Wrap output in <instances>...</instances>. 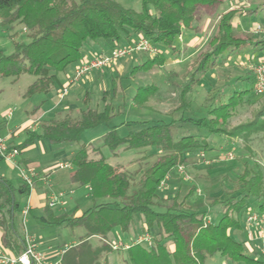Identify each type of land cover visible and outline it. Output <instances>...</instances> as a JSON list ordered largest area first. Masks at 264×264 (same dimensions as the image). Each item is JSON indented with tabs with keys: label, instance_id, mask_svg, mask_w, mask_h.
Here are the masks:
<instances>
[{
	"label": "trees",
	"instance_id": "obj_1",
	"mask_svg": "<svg viewBox=\"0 0 264 264\" xmlns=\"http://www.w3.org/2000/svg\"><path fill=\"white\" fill-rule=\"evenodd\" d=\"M223 2L141 0L142 8L136 11L124 7L117 0H0V27L6 29L14 47V52L9 55L0 52V76L12 78L13 82H17L22 75L33 76L35 80L23 95L24 98H31L35 94L51 92L59 81V75L69 65L81 61L82 50L88 40L111 41L118 46L123 40L122 34L127 38L138 35L149 40L153 46L162 45L174 53L175 42L183 29H195L194 22L203 10L217 15ZM237 14L235 9L219 14L216 31L207 47L188 62L187 80L173 82L180 90L177 111L181 112V116L178 120L126 121L124 124L128 132L121 135L119 126L111 125L121 112L110 103H106L102 110L92 108L87 94L84 99L87 108L78 117L66 115L43 121L39 131L25 128L24 141L10 146L21 154L24 149L43 139L54 146L79 143L85 131L105 125L108 130L103 136V146L114 156L122 148L133 151L154 148L162 153L147 169L137 173L133 180L127 166L111 165L101 148L80 144L72 161L75 172L71 181L90 187L93 206L80 215L73 212L55 216L47 209L44 222L49 227L65 225L71 229L81 227L85 230L79 243L63 252L61 264H109L108 255L113 252L108 240L110 233L117 227L123 234L129 233L137 215L142 221L141 231L144 234L154 231L153 244L150 247L131 244L127 251L129 264H204L208 256L215 254L236 263L264 264V261L246 255L243 244L230 234L231 230L242 228L245 208L250 199L258 202L259 211L264 210V173L260 167L251 168L244 164L239 176L242 192L236 199H227L224 204L217 199L210 202V207L222 203L223 213L218 223L209 221L208 211H195L188 205V200L195 196L196 188L182 201L178 196L162 199L157 193L175 168L187 165L188 151L209 149L206 137L198 139L194 135H187L176 140L174 131L178 123L191 124L210 135L235 137L248 131H264V122H261L264 105L258 109L252 121L231 130L226 128L233 111L249 91L235 92L226 102L214 104L208 109L206 117L186 116L191 109L187 97L193 94L202 77L216 66L221 56L249 48L264 49V40L235 32L234 19ZM18 27L25 31L24 39L20 38ZM164 63L163 54L157 53L136 65L131 76L151 72ZM169 77L173 80L176 75L170 73ZM247 79L255 84L254 76ZM113 87L116 91L115 80ZM158 91L159 87L153 83L140 86L132 102L142 109L151 110L150 103ZM18 191L27 195L30 187L24 184L16 189L10 180L0 174V227L6 230L12 222V214L18 210L15 200ZM47 208H50L49 205ZM19 237L16 229L10 228L3 243L20 255L26 244L25 239L19 242ZM93 238L98 239L97 244L93 243Z\"/></svg>",
	"mask_w": 264,
	"mask_h": 264
},
{
	"label": "rangeland",
	"instance_id": "obj_2",
	"mask_svg": "<svg viewBox=\"0 0 264 264\" xmlns=\"http://www.w3.org/2000/svg\"><path fill=\"white\" fill-rule=\"evenodd\" d=\"M117 1L124 7L136 11H140L142 8L141 0ZM227 5L228 7L229 5H234L239 11H245L242 13L244 18H239L241 17L239 16L234 19L235 32L237 34H247L255 39L264 40V0H232V3ZM251 11L256 12L253 14L250 13ZM220 12L218 11L217 15H210L206 10L200 12L194 22L196 29L192 30V33H189V35H186L187 30L183 29L182 39L178 38L176 40V52L173 53L171 49L165 48L162 45L153 46L158 51L157 53L163 54L165 57V63L160 68H155L151 72H139L135 76H131V71L136 65L156 55L140 50L133 52L130 56L121 58L110 66L84 75L80 80L71 82L69 86L75 82L83 81V83L80 82L82 88L80 89L81 95L83 94L84 96L86 90H91V96L89 95V97L94 107L98 104L100 108L104 109L106 103H110L116 110L120 111L122 114L120 113L111 122V125H118L121 135H126L128 132V128L124 124L126 121L163 120L169 122L171 120H178L181 116V112L177 111L180 105V90L173 82L181 83L187 80L188 62L190 59L196 58L197 53L207 47L208 42L215 33ZM17 30L20 38L24 39L25 31L21 27H18ZM5 32L6 29L0 27V52L9 55L14 52V47L8 34ZM122 37L123 40L118 46L114 42L106 41L108 43L106 47L97 49L94 52H92L93 50L86 51V46L84 45V58L89 59L105 55L115 48L137 47L142 39L141 36L136 35H131V37L127 38L125 34H122ZM89 42L93 41L88 40L86 43ZM262 60H264V49L255 50L249 48L241 52L231 51L221 56L216 66L202 77L200 84L196 87L193 94L187 97L191 109L186 112V116L193 118L206 117L208 109L214 104L226 102L235 92L249 91L250 93L244 97L240 105L233 111V115L229 119L226 128L227 130H231L239 124H246L252 121L258 109L264 105V95L257 94L255 92V84L250 79H247L253 76L248 67L250 65H257ZM77 67V64L67 67L72 79ZM170 73L176 75L173 80L169 77ZM11 80V78L0 77V89H3L0 103L4 106L3 114L0 115V122L8 120L6 115L13 111L11 123L21 124V115L24 112L22 108L25 104L23 94L35 78L30 75H22L15 85L12 84ZM114 80L116 81V91L113 87ZM151 83L159 87L158 93L150 103L151 110L142 109L134 105L132 99L138 87ZM261 122H264V118ZM106 131L107 126L105 125L97 129L85 131L79 143H71L68 146L71 149H78L80 144L94 140L95 145L92 146L104 149L110 163L117 161L122 162V165H126L127 167L130 165L139 167L136 173L133 169L128 170L133 180H135L137 173L147 169L162 154L154 148L147 151L121 149L119 151L121 158L115 160L108 148L103 146V135ZM187 135H194L198 139L206 137L209 142V149L188 151L186 154L189 161L184 166L183 171L179 170L178 167L175 168L169 175L166 187H160L158 193L160 196L165 197L164 199H172L178 196V199L182 201L192 189L196 188V191L199 193L198 195L195 193V196L188 200L189 205L195 211H208L212 222L218 223L223 213L222 203L215 207H210L209 204L214 199L220 200L224 204L227 199H236L240 196L242 185L239 181V176L244 170V164H248L251 168L255 166L260 167L264 173V131H248L245 132V135H237L235 137L227 134L210 135L206 130L199 129L191 124L178 123L174 131L175 139L178 140ZM45 142L49 144L48 141ZM9 146H11V143H9ZM38 154L34 153L32 157L41 159L44 164L49 163L44 160V155L38 156ZM1 166H8V168L10 166L14 172L13 185L16 186L19 180L17 171L13 170L10 164L6 165L4 162L1 163ZM73 187L72 185L67 188L64 186L59 188L58 186L54 190V193L60 194L62 189L67 191ZM46 189L48 190V187ZM70 193L68 192L66 200L72 213L78 208L86 211L93 206V200L87 186L76 184L74 192L70 189ZM136 218L134 227H139L137 229L139 233L141 230L138 225V215ZM244 222L247 225V228L245 226L242 228L244 235L241 233L235 234L236 238L240 240L245 239V234L249 233L246 218ZM73 230L76 229H62L61 231H57L55 235L52 234V236L56 237L58 245L64 244V246H69L74 241H79L80 233L78 234V231L73 232ZM131 231L129 232L130 234H132ZM153 232L151 231L150 233L152 238L154 236ZM115 233L114 238L117 239L114 241L115 243H124L130 236L128 235L129 233L124 235L121 231H115ZM137 240L134 239L129 244ZM141 244L145 247H150L145 242ZM126 256V251H116L112 254L111 259L116 264H129ZM258 256L261 257L260 260H264L263 241H259L256 244L255 257ZM204 264L237 263L229 261L220 254H215L214 256H208Z\"/></svg>",
	"mask_w": 264,
	"mask_h": 264
},
{
	"label": "crops",
	"instance_id": "obj_3",
	"mask_svg": "<svg viewBox=\"0 0 264 264\" xmlns=\"http://www.w3.org/2000/svg\"><path fill=\"white\" fill-rule=\"evenodd\" d=\"M230 3H232V0H224L223 4L219 8V12L220 10H222L220 14L226 12L227 10L235 9L238 11V14L236 17L238 18L239 16H241L239 18H244L242 13L245 11L244 10L242 12L239 11V9L235 8L234 5H229L228 7L227 4H230ZM255 12L253 13V11H251L250 13L255 14ZM5 33H7V31ZM189 33H192V30H187L186 35L187 34L189 35ZM85 46H86V51L93 50L92 52H94L97 49L106 47L107 43L93 41V42L86 43ZM84 56H85V50H82L81 61L74 63V64H77V66H79L82 63V61H85L88 59V58H84ZM218 61L219 59L217 60V62ZM58 78H59L58 83L53 87L50 93L35 94L31 98H24L25 104L23 105V108H22L24 112L21 115V120H20L21 124L11 123L13 111L9 112L6 115L9 121L6 120V121L0 122V136L4 137L8 144L9 143H11V145L21 144L25 139V133H24L25 128H30L33 131H39L40 124L43 121L59 119L66 115L76 117V115L79 116V113L87 108V106L84 104V99L86 95L88 94L89 96L90 92L92 91L88 89L86 90L84 96L83 94L81 95V92H80V89H82L80 85L81 81L75 82L71 86H69L73 79L71 77L70 72L67 69L64 72H62ZM11 82L14 85L17 84V82H13V79L11 80ZM81 83H83V81ZM65 89H66V92H64ZM2 92H3V89H0V98H1ZM89 99H90L89 105L92 108H97L99 110H102V108H100L98 104L94 107L92 105V101L90 97ZM37 107H39V109H36ZM3 108L4 106L1 105L0 103V115L3 114V110H4ZM112 126H115V125H112ZM45 141H48V140L43 139L40 141H36L32 146L24 149L22 153L20 154L19 158L17 159V164H10L0 158V174L13 183L14 172L11 170L10 166L9 168L8 166L6 167L1 166L2 162H4L6 165L10 164L12 169L17 171L18 173L17 177H19L18 184L15 186L16 189L20 188L22 185L25 184L24 179H23V174L33 177L34 185L30 187L29 193L27 195H22L20 191H18V193L16 194L17 197L15 198V200H17L18 210H16V212L12 214L11 216L12 222L8 225V230L10 228L12 230L16 229L17 234L21 237V238L20 237L18 238L19 242H21L22 239L24 240L27 235L32 237L35 243L37 244L38 249L46 256L49 262L61 264L63 252L66 249L77 245L80 241V238L85 234V230L84 228H81V227L75 228L76 230H73V232L78 231V234L80 233L79 241H74L69 246L67 245L64 246V244L58 245L57 244L58 241L56 237L52 236V234L55 235L57 231H61L62 229H66L68 227H66L65 225L59 226V227H49L45 225L44 222L47 219V215H46L47 209L51 210V212L55 216H59L61 214H71L72 213V211L70 210V207L68 206L66 196L68 192L70 193V189L71 191L74 192V187L76 185V184H73L71 181V177L75 172V167L72 165V161H73L75 154L79 150V148L78 149L69 148L68 145H70L71 143H65V144L54 146V145H51L49 141H48L49 144H47V142ZM93 141L94 140H89L87 143H84V144L95 145ZM122 149H125V148H122ZM119 151L117 152L116 156L113 155L115 160H119L121 158L120 156L121 153ZM129 151H133V150H129ZM102 152L105 155L104 149H102ZM34 153L36 154L39 153L38 156L44 155V160H46L49 163L44 164L41 159L33 158L32 155H34ZM105 157L110 163L108 157L106 155ZM110 164L113 166H117V165H122V162L116 161L115 163H110ZM129 169H133V171L136 172L139 170V167H135V165H130L127 167V170ZM183 169L184 167L182 168V171ZM168 179L169 177L162 183L160 187L165 188L166 182L168 181ZM70 185L74 187L70 188L67 191L62 189L60 194L54 193V190L57 189L56 187L59 186V188L60 187L62 188L64 186L65 188H67ZM46 187H48V190L46 189ZM87 187L90 190V187L89 186ZM195 193L196 195H198L199 192L196 191ZM53 196L58 197V202L56 203L54 207L47 208ZM158 196L162 199L165 198V197L160 196L159 193H158ZM258 209H259L258 202H256L253 199H250L245 208V216H247L249 212L257 211ZM74 212L76 213V215H80L84 211L78 208ZM245 218L242 219V223H241L242 228L244 226L247 228V225H245V222H244ZM135 219L137 218L135 217ZM135 219H134V222L131 228L132 234L127 233L130 236L127 238V240L124 243L114 242L115 240H117L114 238L116 234L115 231H120V228L117 227L113 229V231L110 233L109 239H108L109 244L111 246L113 245L119 246L120 248L118 250L113 249V252L110 255H108L109 264H116L114 260L111 259L112 254L114 252L116 251L117 252L119 251L127 252L128 249H126L125 247L131 245L129 244V242L134 239H139L144 234L142 231L138 233L137 229H139V227L137 228L134 227ZM209 221L211 223H214L210 219V216H209ZM138 223H139L138 225L140 226V230H141V228L143 227V224L139 217H138ZM242 228L240 230H235V229L231 230L230 231L231 236L233 237V239L243 244L246 255L258 261H264V260H260L261 257L259 256L255 257L256 244H258L259 241L264 242V240H261L258 237L257 230L254 233V238L252 239L249 237L248 233L245 234V239L243 240L237 239L235 235L236 233H241L244 235V231L242 230ZM8 230H6V228L4 229L0 227V250H6L10 255L17 256L19 255L18 252H16L15 250H10L4 246L3 239ZM127 234H124V235H127ZM91 240H93L94 244L98 243L97 241L98 239L96 238L95 239L93 238ZM126 259L128 262V252H127ZM237 264H244V263H237Z\"/></svg>",
	"mask_w": 264,
	"mask_h": 264
},
{
	"label": "built area",
	"instance_id": "obj_4",
	"mask_svg": "<svg viewBox=\"0 0 264 264\" xmlns=\"http://www.w3.org/2000/svg\"><path fill=\"white\" fill-rule=\"evenodd\" d=\"M179 39H182V34L179 36ZM140 50L148 51L152 54H157L158 52L156 49H154L149 40L142 37L137 47L115 48L108 54L96 56L82 61V63L75 70V75L72 82L80 80L84 75L92 71L100 70L110 66L121 58L130 56L133 52ZM248 69H250L255 78V92L259 95H264V60H262L257 65H250ZM66 89L64 92H66ZM19 156V150L16 148L11 149L6 139L0 136V158L10 164H17V159ZM202 156H204V154H202ZM180 170L182 171V167H180ZM23 179L24 183L29 187L34 185L33 177L23 174ZM57 202L58 197L53 196L52 200L49 202V207H54ZM246 222L249 227V237L251 239L254 238V233L257 230L258 237L261 240H264V210L249 212ZM143 242L149 244L150 246L153 244V238L149 233L146 232L143 234L135 243L141 244ZM25 244L26 247L24 252L17 256L10 255L6 250H0V264H59L49 262L46 256L38 249V246L32 237L27 235L25 237ZM112 248L114 250H118L120 247L113 245ZM125 248L128 249L129 246H126Z\"/></svg>",
	"mask_w": 264,
	"mask_h": 264
}]
</instances>
